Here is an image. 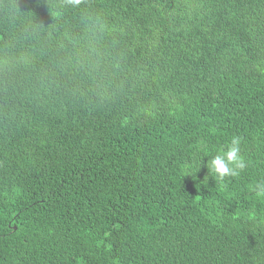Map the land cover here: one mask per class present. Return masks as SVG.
<instances>
[{"label":"trees","instance_id":"trees-1","mask_svg":"<svg viewBox=\"0 0 264 264\" xmlns=\"http://www.w3.org/2000/svg\"><path fill=\"white\" fill-rule=\"evenodd\" d=\"M261 180L264 0H0V264H264Z\"/></svg>","mask_w":264,"mask_h":264},{"label":"clouds","instance_id":"clouds-1","mask_svg":"<svg viewBox=\"0 0 264 264\" xmlns=\"http://www.w3.org/2000/svg\"><path fill=\"white\" fill-rule=\"evenodd\" d=\"M67 4L73 7L79 6L81 0H67ZM241 145L242 138L233 136L227 145L221 147L208 159L206 167L215 181L223 183L229 178L239 177L249 167V162L242 155ZM202 161L203 159L200 167ZM252 190L257 199L264 200V180L255 183Z\"/></svg>","mask_w":264,"mask_h":264}]
</instances>
